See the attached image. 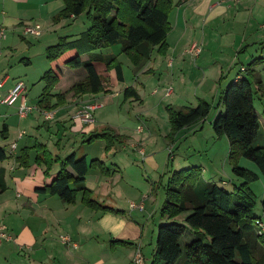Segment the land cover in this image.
<instances>
[{"label": "crops", "instance_id": "1", "mask_svg": "<svg viewBox=\"0 0 264 264\" xmlns=\"http://www.w3.org/2000/svg\"><path fill=\"white\" fill-rule=\"evenodd\" d=\"M64 8V0H0V28L6 27L7 32L11 34V39L18 33L21 34L23 40H27L28 37L34 39L42 38L40 43L45 48L43 51L46 60H48L47 49L49 47L58 44L62 39H66L68 42H75L91 26L87 19L89 23L88 28L85 23L84 25L75 27L76 21L82 15L86 16L85 13L80 16L71 14L67 18L57 20L56 18ZM71 21H73V26L70 29L67 28L69 27L67 24ZM169 22L172 30L167 38L168 50L166 55L159 54L158 47H154L151 54L152 61L149 62L150 58L149 64L140 72L141 74H151L156 72L155 69H157L163 75L162 65L166 64L165 66L168 69L164 75L166 81H169L170 84H180L181 86L189 83L197 88L200 95L197 97L195 107L201 101L209 103L206 101L208 96L212 92L216 93V97L218 96L220 101L217 105H215L216 101L214 100L212 101L213 104H209L217 108V116L224 112V107L221 103L222 97L242 67L248 69V66L257 60L253 69L255 74L261 78L264 85V0H173V9ZM26 23L41 24L43 26V34L40 37L24 35L23 25ZM226 26H230L228 30L230 38L228 39L227 47L224 43L220 44L226 34ZM196 28L198 31L195 30ZM72 29L74 30L72 31ZM7 32L6 38L0 40V59L6 52L2 41L8 40L9 36L7 37ZM205 43L208 49L211 46L215 49L216 47L222 48L224 51L218 50L222 56L213 59L210 63H202V67L192 68L191 61L186 59V56L191 54L188 50L193 44H200L201 53L199 56L194 57L191 54L193 56L191 57L189 55L197 65L198 60L201 59L205 51L203 49ZM114 46L97 51L95 54L101 55L107 62L111 59L119 62L122 65L123 81H119L115 69H108L104 62H94V66L106 87V91L98 94H75L71 91L76 84L84 82L87 79V72L83 68L75 69L67 65V62L76 55V51L66 53L54 63L48 60L53 65L58 64L57 68L54 67L49 70L52 69L59 78L58 84L51 91V94L55 96L52 98L51 104L57 103L60 97H63L62 102L53 111L49 112L52 114L50 118L41 109V111H31L23 119L31 118L29 120L31 121L30 126L36 127L37 133H43L42 130L46 129L45 131L49 133L50 137L46 139L41 136L44 140L42 142L37 138L35 142H32V139L27 140L24 146L20 148L18 142L23 141L26 137V131L22 130L17 134L16 140L3 147L9 158L0 162V225L7 227L12 240L1 242L0 264H134L138 248L141 249L143 256V246L140 245L145 236V228L152 221V226H157L156 224H165L169 220H173L161 215L166 200L162 205V200L159 201L154 197V189L149 185L150 181H145L146 176L144 174L140 176L141 170L136 165V158L142 159L144 164L150 166V168L159 170L161 167L160 156L158 157L152 150L153 143L157 141L153 136L156 133L145 134L146 129L141 124L143 120L147 121L145 123L150 128V124H152L150 120H156L158 115L161 116V113L157 114L159 108H164L165 110L163 121L167 122L168 128L164 134V139H166L167 144L170 146V154L172 153V144L175 143L176 139L174 142H171L167 138L172 130L167 107H175L182 104L180 103V100H182L181 91L175 97H173L174 91L169 96L163 94V98H169L170 100L173 98V101H169L170 103H165L162 106L160 104L164 103L162 98L157 99L153 96L157 95V89L153 90L151 95L146 93L147 85L150 82L147 76L136 75L138 79L135 82L136 84L140 83V87L138 85L125 87L127 83L125 63L118 61L117 55L111 51V48ZM228 47L231 49V52L227 54L226 48ZM104 51L109 52L104 53ZM28 52L31 55L22 57L21 62L26 63L30 67L34 57L32 48H28ZM119 53L120 55L118 56L123 55L121 47ZM241 54L245 57V63L239 60ZM206 55L210 57L213 55V52H206ZM229 57H231L230 60ZM232 57H234L233 60ZM158 58H161V60H158ZM82 59L83 61L89 60V55H83ZM133 67L136 73L137 67L134 65ZM198 69L199 72L195 71ZM232 69H234V76L229 79L227 73ZM101 72H106L108 79L104 80ZM245 76H248V71ZM3 80L5 82L0 87V89L2 88L0 98L6 97L17 81L13 80L12 85L8 86L11 77L7 76ZM41 82H44L42 78ZM120 83L123 84L122 89L119 92L115 91V84L119 85ZM44 88L45 85L42 88L41 96ZM128 88H134L139 97L126 99L124 92ZM257 95L264 109V98L260 94ZM120 96H123L121 108L123 109L127 105L130 106V110H133L136 114L137 126L135 127V122L132 121V126L130 128H122L120 133L117 130L118 128L112 126L114 127L112 131L122 136L124 140L122 143H112L109 150H107L108 143L106 140L99 139L92 143L85 142L93 132H102L105 129L111 128L108 127L109 125H101V129L98 130L95 119L89 124L81 123L74 118L76 112L86 103H98L102 104V107H105L108 104L105 101L106 97L115 99ZM40 100L41 97L36 102V106L30 104L27 88L26 103L29 106H38L40 109ZM21 102L22 99L14 104L15 107L19 104L16 107L18 117H20L18 112ZM102 107L94 112V118L97 112L103 109ZM182 107L195 108L189 106ZM255 109L261 124L260 133L263 137L261 143L264 144V111L262 112V117L256 105ZM35 113L43 117L42 123L40 117L34 115ZM208 116L202 121L185 127L175 138H178V136L183 138L184 133H186L189 136L193 135V138L201 136L208 141L211 140L212 143L209 147V152H213L211 159H204L203 163H200V160L196 159L197 163H192L187 167L184 164L187 163L185 160H188V158L177 156L180 166L176 167L177 165L175 164V168L177 169H173L169 175L167 185L173 173L177 171L192 167L202 168L204 165L212 166L215 165L216 161L219 162L220 166L223 165L224 168L231 167L229 162L230 142L226 136H218L215 133L213 129L215 119L210 123L209 127L206 126ZM9 117L6 115V122L3 123V126L8 127V134L4 140H7L13 132V125L10 123ZM22 132L24 134L20 137ZM61 133L63 136L70 135V143L72 140H76V142L80 141L82 145H92L96 142L104 143L100 147L104 155H106L107 161L103 158L102 161L98 157L89 158L88 156H92L90 153H85L82 157H86L89 162L93 160L102 161L109 172L105 173L99 168H91L85 176L84 184L91 192L94 200L116 212L94 210L88 207L83 203L84 194L82 191L77 193L75 202L70 204L65 203L56 195L37 191V189L45 188L51 184L48 180L51 181L50 176L52 178L56 176L60 170H56V167L58 165L60 167V164L54 163L51 171L47 174V167L45 165L35 163L37 153L35 150H32L29 155V163L23 165V162H28L24 149L32 148L36 144H43L55 159L64 160L68 156L60 157L56 153L63 146L62 140L56 141V139H53L55 135L58 136ZM0 137L2 138L1 132ZM259 138L260 136H258L255 143L259 141ZM124 143H127V145H117ZM14 144L17 145V148L13 151L11 146ZM144 146L146 147L144 148ZM148 150L150 153H147ZM196 152H198L200 157L204 156L202 153H206V151L198 150ZM71 154H75L77 158H82L78 157L76 152ZM170 156L169 158L172 159L173 156ZM192 157L196 158L197 154L194 153ZM243 159L240 160V165L243 163ZM34 168L37 170H34ZM69 171L75 174L72 169H69ZM31 175L34 176L32 177ZM38 175L41 177V185H37L38 183L36 182H28L29 179L36 178ZM218 176H220V173L216 174L215 178L214 176L207 177V180H209V183L218 185V181L216 180V178H219ZM149 178L152 177L149 176ZM237 183L239 182L237 181ZM225 184L226 182L222 181L221 186ZM71 187L76 189L75 185ZM234 187L236 188L237 185H234ZM140 190L141 194L138 193ZM132 203H137V205L142 203L143 209H132ZM158 203L159 207L157 210H159L160 220L159 223H156L155 217L157 213L152 210ZM190 229L188 228L187 231L192 232L193 230ZM64 238H69L70 243H65ZM153 255L150 259V264ZM143 264H146V258H143Z\"/></svg>", "mask_w": 264, "mask_h": 264}, {"label": "trees", "instance_id": "2", "mask_svg": "<svg viewBox=\"0 0 264 264\" xmlns=\"http://www.w3.org/2000/svg\"><path fill=\"white\" fill-rule=\"evenodd\" d=\"M65 8L57 20L71 14H86L91 24L79 40L68 42L62 39L58 44L47 49V58L51 63L61 59L66 53L76 51L68 62L72 68H83L87 79L72 88L75 94H98L106 87L97 72L94 62H104L108 69H115L119 81H123L122 65L111 59L107 62L95 52L120 44L121 51L132 64L141 68L151 58L154 47L161 55L168 50L167 38L172 30L169 22L173 9V0H64ZM89 55L83 61L82 56ZM257 60L248 66V76L235 80L229 85L222 97L224 112L213 123L218 136H226L230 142L229 162L234 175L242 179L239 187L232 192L226 191L213 183H204L198 169L174 172L166 189V202L161 215L174 219L191 211L184 224L168 222L158 228L156 250L151 264H176L183 251L182 238L188 228L194 231V237L186 245L185 264H264V235H259L256 221L261 218L253 216L257 196L251 185L259 180L254 171L240 167L242 158L253 161L264 176V146L255 147L261 124L255 109V96L264 98V85L255 74L253 67ZM240 72L238 73V75ZM237 75V76H238ZM246 75V74H245ZM45 88L39 103L40 109L53 111L61 102L51 104L53 88L59 78L51 69L42 77ZM125 98H138L134 88L125 89ZM212 106L201 101L195 108L168 106L167 112L171 123V134L167 137L174 142L176 135L185 127L207 118ZM8 127L3 126L1 135L6 139ZM103 139L111 144L124 140L111 129L93 132L86 140L92 143ZM35 150V163L47 167L46 173L54 163L60 164V170L50 185L37 189L58 196L65 203H74L77 193L84 194L83 203L94 210L116 212L94 200L91 192L85 187V176L91 168H99L108 173L102 161H88L86 157L77 158L75 154L64 160L55 159L47 147L36 144L26 151L29 155ZM9 158L6 150L0 145V162ZM26 160V159H24ZM72 169L75 174L69 171ZM75 185L76 189L71 186ZM264 206V201H263ZM263 221V220H262ZM264 222V221H263Z\"/></svg>", "mask_w": 264, "mask_h": 264}, {"label": "rangeland", "instance_id": "3", "mask_svg": "<svg viewBox=\"0 0 264 264\" xmlns=\"http://www.w3.org/2000/svg\"><path fill=\"white\" fill-rule=\"evenodd\" d=\"M68 23V22H66ZM84 23L86 24L87 28L89 27V23L87 21V18L85 15H82L77 21H76V26L78 27L80 25H84ZM67 28L71 29V26H73V21L69 22V24H67ZM229 28L230 26H226L225 28V36L224 38H222L221 43L220 44H225L226 47L228 45L229 42ZM78 30V28H76ZM84 29V28H82ZM74 29H72L73 31ZM196 31H198V29H195ZM79 31V30H78ZM9 36L7 41H2L4 43V49H5V53L3 54L2 58L0 59V82L7 76L11 77V81L8 83V86H11L13 83V80H17L18 81H23L25 82L27 88H28V99H29V103L36 106L38 102V99H40L41 97V93H42V88L44 87V82H41V78L44 75V73L49 70L50 68H57L58 64H51L48 60H46L45 55H44V46L40 43L41 39H34V38H27V40H23L21 38V34L18 33L14 36L13 39H11V34H9L7 32V37ZM194 45V44H193ZM192 45V46H193ZM200 45V44H199ZM121 45L119 44L118 46L115 45L114 47H112L111 51L113 53H115L117 55V60L124 62L125 63V71H126V85L125 87H129V86H133V85H138L139 87L141 86L140 83L136 84V80L138 79V75L141 74L140 72L149 64V62L152 61V57L151 60L149 62H147L143 67L141 68H136L137 71L136 73L134 72V67L131 64L130 60L128 59V57L126 55H120L119 53V49H120ZM222 47L224 48V46L222 45ZM28 48H32V52H33V63L30 67H28L26 65V63H22L21 62V58L25 57L26 55H31L28 52ZM203 49L205 50L203 52V55L201 56V59L198 60L197 65L192 61L193 57L191 54L186 56V59L189 61H191V66L193 67H202V63H210L212 62L213 59H217V57H221L222 54L219 53V51H224L222 48H218L216 47L213 48L212 46L208 49L206 48V43L203 45ZM226 52L228 54V52H231V49L228 47L226 48ZM219 50V51H218ZM213 52L212 56H207L206 52ZM109 52V51H108ZM107 51H104V53H108ZM35 54V55H34ZM156 57V56H155ZM154 57V58H155ZM234 57H232L233 60ZM203 59V60H202ZM231 59V57H229V60ZM158 60H161V58H158ZM239 60L241 62H246L245 57H243V55L241 54L239 56ZM163 62V60H162ZM161 62V64H162ZM160 64V63H159ZM166 65V64H165ZM164 64L162 65V72L163 75H161V72H158L157 69H155L156 72L154 73H148L147 75H142V77L147 76L150 79L149 84L147 85V90L146 93L151 95L153 90L157 89V95H153L155 96L157 99L162 98L163 100V104L160 103L162 106L165 103H170L169 101H173V98L170 100L169 98L165 99L162 97L163 94H165L166 89L168 88H172L174 91V96L179 95L180 91H181V95H182V100H180L182 104H179L178 106L182 107V106H189V107H195L196 106V101H197V97H199L200 93L197 91V88L193 87L191 84L187 83L186 85H175L174 83H171L169 81H166L164 75L166 74V71L168 70L166 68ZM82 71L84 72V70L82 69ZM197 72H199L198 70H195ZM171 73V71H170ZM101 74L103 75V79L106 80L108 79L106 72H101ZM137 75V76H136ZM170 75V74H169ZM228 78L230 79L232 76H234V69H232L229 73H227ZM197 85V84H195ZM179 86V88H178ZM123 87V84L120 83L115 84L114 86V90L115 91H120ZM168 87V88H167ZM165 88V89H164ZM62 89V88H61ZM6 90V89H4ZM2 92V88L0 89V93ZM156 93V91H155ZM197 95V96H196ZM259 96L256 95L255 96V105L257 106V109L260 113V115L263 117L262 112L264 111L260 101H259ZM121 100V101H120ZM122 100H123V96H120L118 98H111V97H106L105 101L107 104V106L102 107L103 109H101L100 111L97 112L96 116H95V120H96V126L98 127V130L101 129V125H109L108 127L111 128V130H113L115 126L116 128H118V132L120 133V131L122 130V128H130L133 124L132 121L135 122V127L137 126V120L135 117V113L133 112V110H130V106L127 105L125 106L123 109L122 107ZM216 101L215 105L218 104V102L220 101V98H218V96L216 97V93H211L207 100L209 103L213 104L212 101ZM149 102V101H148ZM19 103V102H18ZM19 104L16 105V107H18ZM175 106V107H178ZM15 105L13 106H6V105H2L0 104V132L2 131V126L3 123L6 122L5 116L8 115L9 117V121L10 123L13 125V132L11 134V136H9V138L7 140H2V138L0 137V144L2 147H6L8 144H10L11 142H13L14 140H16L17 138V134L22 131L25 130L26 132V137L24 138L23 141H19L18 145L19 147H23L25 142L27 140H31L32 142H35V139L37 138L39 141H44L41 136L45 137L46 139H48L50 137L49 133H46V129H43V133H37L36 131V127H31V121H29L30 119H21L20 117H18L17 113H16V107ZM134 109V108H133ZM161 113V116L158 115L156 120H150V122L152 124H150V128H148V125L145 123L147 121H142L141 124L144 125L146 131L145 134H150L151 132H155L156 134H154V138L157 140L156 143H153V152L156 153V155L159 157L160 156V164L161 167L159 170H156L154 168H150V166L144 164V162L142 161V159H137V166L140 168V176L141 174L146 176L145 181H150L149 185L151 186L152 189H154V197L157 198V200H162V205L166 200V185H167V181H168V177L169 175L172 173L173 169H177L175 168V164L177 165L176 167H179V159L177 158H183V156L187 157L188 160L186 165L187 167H189L190 164L192 163H197L196 159L200 160V163L204 162V159L206 160L207 158L211 159V156L213 155V152H209V147L211 145V140L208 141L206 139H204L201 136H196L195 138H193V135L186 134L183 136V138L181 136H178V138H175V143L172 144V153L170 154V146L167 144V141L165 138V132H167V128H168V124L167 122H164L163 119L165 117V110L164 108H159L157 111V114ZM218 114L217 108L214 106L212 107L210 114L208 116L207 122H206V126H210L211 122L214 121V119L216 120V116ZM35 116H39L38 113L34 114ZM40 117V116H39ZM218 117V116H217ZM40 121L41 123L43 122V117H40ZM107 123V124H106ZM118 125V126H116ZM140 129V127H139ZM212 130V129H211ZM213 132V131H211ZM54 136V135H53ZM260 138L259 141L255 143V147H261L264 146L263 143H261L262 140V135L260 133ZM53 139L62 140L63 146L61 148L60 151H56L57 155H60V157H67L69 156L71 153L76 152L78 157H82L83 155H85V153L87 154H91L92 156H88L89 158L91 157H95V158H99L100 160H102V158L104 160H106V155H104L103 150L101 149V142H96L92 145L89 144H81L80 141L76 142V140H72V142L70 143V135H66L63 136L62 133L59 134L58 136H54ZM204 140V141H202ZM69 142V143H68ZM76 142V143H75ZM152 144V143H150ZM199 144L200 147H199ZM262 144V145H261ZM117 145H127V143L124 144H117ZM142 145V144H140ZM139 145V146H140ZM51 147H53L51 145ZM143 147V146H142ZM146 146H144L145 148ZM206 151V153H202V157H200V155L198 154V152L196 151ZM138 151V150H137ZM102 153V154H101ZM147 153H150V151L148 150ZM194 153L197 154L196 158H193L192 156L194 155ZM171 155V156H170ZM165 156V157H164ZM173 156L172 159L169 158ZM174 158H175V162H174ZM201 158V159H200ZM108 160V159H107ZM106 160V161H107ZM103 161V160H102ZM174 162V163H173ZM245 162V163H244ZM204 165L202 166V168H198L200 176H201V181L202 182H206L209 183L207 180V177H216V174L220 173V176H218L219 178H216V180L218 181V185L220 187H223L226 191H233L235 189L234 185H237V187L240 186V182H242V179L236 177L232 171V167H228V168H224L223 165L220 166L219 162L216 161L215 165ZM231 166V165H230ZM240 167L248 169L251 171H255L256 173L259 174L260 176V180H258L256 183H254V185L251 186V188L253 189V192H255L256 196H257V204L255 206V209L253 211V216L261 218L264 221V206H263V201H264V176L262 175V173L260 172L259 168L257 167V165L249 160L244 158L243 159V163L240 165ZM60 169L59 165L56 167V170ZM34 170H37L34 168ZM189 170H196L193 167L189 168ZM214 173V175H212ZM32 177L34 175H31ZM152 177V178H149ZM40 176L38 175L36 178H31L28 180V182L33 183L36 182L38 183L37 185H41L40 183ZM55 177H51L50 179L51 181L54 179ZM51 181L48 180L49 183H51ZM222 181H225L226 184L221 186ZM239 182L236 184V182ZM40 183V184H39ZM139 194H141V190L138 192ZM146 194V193H144ZM137 204V203H136ZM142 204V203H141ZM139 205V204H138ZM159 207V203L157 205H155V207L153 208L152 211H156V217H155V221L156 223H159L160 220V216H159V210H157ZM149 210V209H148ZM190 215V212H186L181 214L180 216H178L177 218L173 219V220H169L168 222H177L180 224H184L185 223V219L186 217ZM153 222V221H152ZM150 223L146 228H145V236L143 241L141 242L140 246H143V258H146V264H150V259L156 249V243H157V236H158V228L159 225L162 224H156L157 226H152L153 223ZM192 230V229H190ZM194 237V231H186L182 241H181V246H182V251L183 254L181 256V258L178 260V262L176 264H185V252H186V245L189 244L192 240V238ZM263 255H264V251H263Z\"/></svg>", "mask_w": 264, "mask_h": 264}, {"label": "built area", "instance_id": "4", "mask_svg": "<svg viewBox=\"0 0 264 264\" xmlns=\"http://www.w3.org/2000/svg\"><path fill=\"white\" fill-rule=\"evenodd\" d=\"M6 32H7L6 27L0 28V40H4L6 38ZM23 33L26 36L40 37L43 34V26L39 23H35V24L26 23L23 25ZM188 52H190L194 57H198L199 54L201 53V47L198 44H194L188 50ZM246 72L247 69L245 67H242L240 70V74L236 77V80L242 79L245 76ZM4 82H5L4 80L0 82V87L3 86ZM172 93H173V89L171 87L166 89L165 94L167 96L171 95ZM26 94H27V86L25 82L18 81L15 83V85L13 86V88L10 90V92L6 97L0 98V103L6 106H13L18 100L22 99L18 113L21 118H26L33 110L41 111V109H39L38 106L33 107V106H29L26 103ZM101 107L102 104L86 103L76 112L74 118L84 124L92 123L94 121V112ZM43 112L47 115L48 118H50V116L52 115L48 111L43 110ZM23 134L24 133L22 132L20 134V137H22ZM16 148H17L16 144L11 146V149L13 151ZM131 208L143 209V205L142 204L137 205L135 203H132ZM256 225H257L258 234L264 235V222L262 220H257ZM4 240L11 241L12 236L7 231V227L5 225H0V244ZM64 242L70 243V239L64 238ZM74 247H76V245H74ZM134 264H143V256L140 248H138L137 250V255L135 257Z\"/></svg>", "mask_w": 264, "mask_h": 264}]
</instances>
